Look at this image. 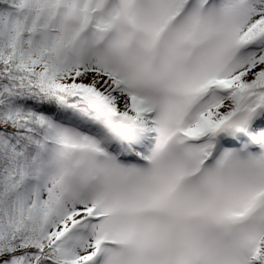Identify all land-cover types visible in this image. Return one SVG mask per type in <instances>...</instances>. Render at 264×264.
Returning <instances> with one entry per match:
<instances>
[{"label":"snow or ice","instance_id":"snow-or-ice-1","mask_svg":"<svg viewBox=\"0 0 264 264\" xmlns=\"http://www.w3.org/2000/svg\"><path fill=\"white\" fill-rule=\"evenodd\" d=\"M0 264H264V0H0Z\"/></svg>","mask_w":264,"mask_h":264}]
</instances>
